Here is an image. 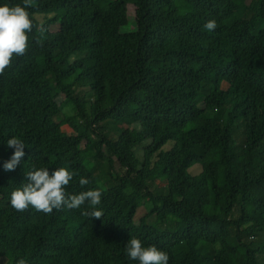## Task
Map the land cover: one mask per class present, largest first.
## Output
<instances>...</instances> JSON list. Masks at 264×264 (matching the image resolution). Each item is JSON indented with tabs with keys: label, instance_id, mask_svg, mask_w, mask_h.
Masks as SVG:
<instances>
[{
	"label": "trees",
	"instance_id": "16d2710c",
	"mask_svg": "<svg viewBox=\"0 0 264 264\" xmlns=\"http://www.w3.org/2000/svg\"><path fill=\"white\" fill-rule=\"evenodd\" d=\"M27 11L28 49L0 75V264H139L126 255L133 237L168 264H264V0H32ZM37 15L54 36L40 39ZM12 137L25 155L5 171ZM60 167L74 173L69 195L101 191L102 218L82 215L88 202L12 208L27 172Z\"/></svg>",
	"mask_w": 264,
	"mask_h": 264
},
{
	"label": "clouds",
	"instance_id": "9594fccd",
	"mask_svg": "<svg viewBox=\"0 0 264 264\" xmlns=\"http://www.w3.org/2000/svg\"><path fill=\"white\" fill-rule=\"evenodd\" d=\"M31 5L32 0H23V6H0V75L11 65L13 56H23L28 49V34L32 33L34 28L33 20L27 11ZM204 28L215 30L217 23L215 20H209ZM40 31L44 29L41 27ZM6 143L14 152L10 159L4 162L3 168L5 171H14L25 155V145L16 137L9 138ZM73 176L74 173L64 167L53 169L51 172L47 168H34L26 173L27 182L11 193L10 204L18 212L26 211L31 206L39 212L50 214L54 209H79L88 202L92 209L85 210L82 215L91 219L102 218L103 212L95 207L101 203V191L87 190L72 195L66 192ZM79 183L84 186L89 181L81 177ZM125 250L128 258L138 261L139 264H168L169 261L166 252L154 245L144 247L141 241L134 237L128 240ZM17 264H26V261L20 259Z\"/></svg>",
	"mask_w": 264,
	"mask_h": 264
},
{
	"label": "rangeland",
	"instance_id": "374dc122",
	"mask_svg": "<svg viewBox=\"0 0 264 264\" xmlns=\"http://www.w3.org/2000/svg\"><path fill=\"white\" fill-rule=\"evenodd\" d=\"M130 7H131V5H128V15H127L128 23H127V25H125L122 28V31H128L134 25L132 10ZM36 17L38 19V32H39L40 39L45 40L48 37L54 36L55 35L54 27L46 22L45 17H43L41 15H37ZM41 27L44 29V31H40ZM260 27H264V21L261 23ZM75 90H76V93L80 94L83 99L88 100L90 98V94L82 93L76 87H75ZM230 97H231V100L233 102L236 101V99L238 97L236 90L230 91ZM61 107H62V113L64 115H67V116L73 115L76 111L75 106L72 104V102H70L67 99H61ZM65 128H67V127H65ZM110 137L113 138L114 140H116L118 137V134L116 132H112ZM235 144H236V147L237 146H238V148L240 147L239 143L236 142ZM124 146H125V143H122L120 145V149L121 150L124 149ZM168 147H169V145L167 144L163 147V149H167ZM142 153H143V149L141 147L136 148V155L139 159L142 158ZM116 169L119 172L123 171L122 168H119L118 165H116ZM189 172L192 173L193 175L198 174L199 172H201V164L200 163H194L193 165H191L189 167ZM102 179L104 181H106L107 183H111L110 179L107 176H103ZM144 213H145L144 207L142 209H138L136 214H135V218L142 217L144 215ZM149 222L153 223L154 218L153 217L149 218Z\"/></svg>",
	"mask_w": 264,
	"mask_h": 264
}]
</instances>
